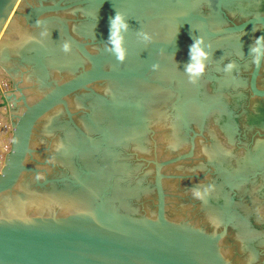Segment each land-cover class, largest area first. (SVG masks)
<instances>
[{"label":"water","instance_id":"95a60500","mask_svg":"<svg viewBox=\"0 0 264 264\" xmlns=\"http://www.w3.org/2000/svg\"><path fill=\"white\" fill-rule=\"evenodd\" d=\"M261 36L264 0H0V264H264Z\"/></svg>","mask_w":264,"mask_h":264},{"label":"clouds","instance_id":"9594fccd","mask_svg":"<svg viewBox=\"0 0 264 264\" xmlns=\"http://www.w3.org/2000/svg\"><path fill=\"white\" fill-rule=\"evenodd\" d=\"M40 24V21L37 22V25L39 26ZM111 26L112 27H115V26H121V27H124L125 29L127 28V24L125 23L124 21V18L117 14L112 22H111ZM45 34V33H44ZM203 43L202 40H198V41H195L193 46H192V50L193 51H199L200 52V57L202 59H207V53L203 52L201 49H200V45ZM255 44L257 45L256 47H253L252 48V52L255 54V60H254V63H256L257 65L259 64L260 62V54H261V50L262 48H264V36H261L259 37L256 41H255ZM64 51L67 52L69 51V45L68 44H65L64 45ZM118 53H119V58L121 60L124 59V52L120 49H118ZM229 69L233 67L232 64H229L228 65ZM200 71L203 72L204 71V66L202 65L201 68H200ZM196 195L199 196V192H196Z\"/></svg>","mask_w":264,"mask_h":264}]
</instances>
